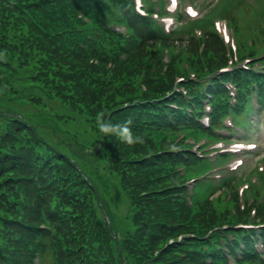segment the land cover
Returning a JSON list of instances; mask_svg holds the SVG:
<instances>
[{
	"label": "trees",
	"instance_id": "trees-1",
	"mask_svg": "<svg viewBox=\"0 0 264 264\" xmlns=\"http://www.w3.org/2000/svg\"><path fill=\"white\" fill-rule=\"evenodd\" d=\"M63 1L70 4L69 11L50 12L49 6L52 3ZM74 2H78L86 11L92 9L98 13L96 5L99 0L97 2L94 0H44L41 6L30 15L26 14L21 7L12 6L21 15V23L12 22L9 25L7 34L0 37V49L13 51L14 55L18 56L20 50L17 45L22 44L26 48L23 54V60L27 61L26 65H34L32 71H35V67L40 71V77H33L31 80L43 82L42 90L49 97L58 96L72 109L67 124L82 123L85 127H93L95 133L102 138V141L100 139L98 141L104 153L101 154V150L97 152L99 151L100 155L109 159L111 167L119 173L125 183L129 184L127 190L138 207L135 215L136 219L141 220V226H146V223L151 225L164 223L167 226L161 231L157 230L159 225L146 226L147 228L137 231L140 239L133 235L126 237L124 239L126 244L121 248L122 250H117L109 227L107 228L100 221L95 222L88 216L91 222L90 232L94 234L95 239L99 240L101 247L97 249L98 243H93L85 250L83 245L86 240H78L69 232L67 234L69 248L64 249L60 245L63 242V236L60 241H57L56 247L60 252V259L66 257L68 260L74 259L82 263L83 259L81 260L80 255L86 252L90 259L88 264H106L105 257H108L109 264H121L120 260L123 255L129 264H205L206 255L203 253L202 245L217 241L218 232L209 241L202 237L218 222H221L222 215L212 211L207 203L201 204L196 212H192L185 206L183 198L176 193L179 192L175 186L177 180L154 163L156 159L153 155L164 149L165 145L144 135V141L141 144H126L114 137L103 136L97 127L96 116L103 113L104 116L113 120L130 117L132 126L137 131L143 126L141 121L143 118L152 123L165 121V124L157 128L149 126L154 129L169 126L170 123L165 120L163 111L152 103L148 105L139 103L136 106H125V108L122 106L126 102L163 96L173 90L174 74L182 73V71L175 63H166L168 68L165 69L162 48H169V54H172L174 59L180 60L183 56H188L190 61L195 58L198 64L202 65L205 62L211 69H215L220 63L227 62L223 42L215 32H208L204 38L205 46L202 57L197 53L200 41L194 35L186 38L188 43L183 42L175 46L173 38L157 36L145 28L151 24V20L140 17L133 23L127 20L132 27L130 40L96 25L89 27L87 36L82 33L86 25L77 18L74 12ZM7 4L6 6L0 3V23L3 19L10 17L9 14L5 15L9 9L8 6L11 7L9 3ZM121 4L123 5L120 9L129 6L125 5V1ZM11 18L16 21L14 16ZM73 23H79L83 29L77 32ZM61 24H66L69 30L59 35L56 28L52 27ZM15 30L16 33H14ZM57 40L60 41L65 52L78 58L79 61L70 60L67 55L65 57V54L56 47ZM123 51L128 53L125 59L119 56ZM89 56L95 57L98 64L89 61ZM109 63L111 65L108 66ZM180 66L182 67L181 62ZM241 76L240 72L236 73L237 78ZM140 83H144L155 94L146 93ZM216 83L217 92L221 93L223 88L218 81ZM186 86L192 92L199 89V84L193 81H187ZM172 98L178 100L180 96L174 94ZM217 98L216 114L222 105H225V101L218 102L220 99ZM193 99L199 103L198 93L194 94ZM137 108L141 109V118L135 124ZM154 109L159 110L160 114L152 111ZM172 111H174L175 121L183 124L181 117L183 112ZM19 129L23 131L24 126ZM61 132L65 134V130ZM49 157H56V159L55 161L51 159L43 165L38 163V170L44 173V188L39 190L33 182L27 183L24 188L32 194V198L39 199L46 207L57 208L60 189L63 188L66 193H69L68 186L75 180V177L67 171L60 154L51 152ZM10 160L13 158L4 159V161ZM59 161L62 165H58ZM19 162L31 164L32 160L25 156L20 158ZM89 203L88 190H85L80 193V200L75 206L84 210ZM21 208L23 212L27 211L25 205H21ZM59 216L73 220L71 216L62 214ZM223 216L226 219L229 218L228 213H224ZM11 235L12 232L8 233V236ZM179 235L184 236L183 240H185L181 242ZM14 251L15 243L11 239H6L5 245L0 250V264H14L12 255L16 254ZM26 254V258L32 256L30 252ZM53 255L57 262L59 253L54 252ZM212 258L214 264H218L217 258L213 255Z\"/></svg>",
	"mask_w": 264,
	"mask_h": 264
},
{
	"label": "clouds",
	"instance_id": "clouds-1",
	"mask_svg": "<svg viewBox=\"0 0 264 264\" xmlns=\"http://www.w3.org/2000/svg\"><path fill=\"white\" fill-rule=\"evenodd\" d=\"M97 127L103 136L114 137L126 144H141L143 135L132 127L130 117L123 120H113L99 113L96 116Z\"/></svg>",
	"mask_w": 264,
	"mask_h": 264
},
{
	"label": "rangeland",
	"instance_id": "rangeland-1",
	"mask_svg": "<svg viewBox=\"0 0 264 264\" xmlns=\"http://www.w3.org/2000/svg\"><path fill=\"white\" fill-rule=\"evenodd\" d=\"M262 3H263L262 0H255V2L252 3L253 6H251L250 9H251L252 11H254L256 14H258V13H260V12H263V13H264V6H263ZM236 30H237V29H236ZM237 32H238V30H237ZM236 37H237V34H236ZM24 74H25V72H21V73H20V76H22V75H24ZM11 104H15L14 106L19 107V104H20V103L10 101V99L8 98V96H7L5 93H3V90H2V89H0V105H1V106H3V105L9 106V105H11ZM261 134L263 135L262 147H263V149H264V131H263ZM258 138H260V137H258ZM262 154L264 155V151L262 152ZM113 200H115V201H117V202L120 201L119 195H118V197H116L115 195H113ZM107 214H108V216L111 218L113 224H114V222H115V220H116L117 218L121 217V216H119V214H118V217L115 216V215L112 213V211H111V209H110L109 206L107 207Z\"/></svg>",
	"mask_w": 264,
	"mask_h": 264
}]
</instances>
